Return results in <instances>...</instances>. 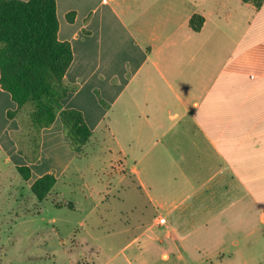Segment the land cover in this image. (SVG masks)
Instances as JSON below:
<instances>
[{"label": "crops", "instance_id": "1", "mask_svg": "<svg viewBox=\"0 0 264 264\" xmlns=\"http://www.w3.org/2000/svg\"><path fill=\"white\" fill-rule=\"evenodd\" d=\"M55 1L58 38L73 50L64 77L73 90L61 111L79 110L93 133L76 151L60 111L31 161L13 135L20 122L8 116L17 104L0 85V153L24 182L0 181V237L50 235L64 255L72 238L88 257L103 251L99 241L134 232L98 264L121 253L124 264L147 256L161 264H264V3ZM115 160L125 173L108 172ZM47 174L57 182L39 200L32 185ZM127 177L151 217L134 227L131 203L120 209V228L110 215L126 202ZM53 199L61 205L49 208ZM65 211L78 217H60Z\"/></svg>", "mask_w": 264, "mask_h": 264}, {"label": "trees", "instance_id": "2", "mask_svg": "<svg viewBox=\"0 0 264 264\" xmlns=\"http://www.w3.org/2000/svg\"><path fill=\"white\" fill-rule=\"evenodd\" d=\"M259 7L264 0H244ZM69 18L70 15L68 16ZM197 16L190 24L199 29ZM59 23L55 0H0V85L17 104L9 118H18L22 129L13 133L21 151L34 161L40 132L50 126L62 109L63 99L73 90L64 77L73 60L70 42L58 38ZM60 116L76 151L92 136L82 113L64 109ZM24 179L30 168L19 167ZM57 182L53 174L39 178L32 190L44 200Z\"/></svg>", "mask_w": 264, "mask_h": 264}, {"label": "rangeland", "instance_id": "3", "mask_svg": "<svg viewBox=\"0 0 264 264\" xmlns=\"http://www.w3.org/2000/svg\"><path fill=\"white\" fill-rule=\"evenodd\" d=\"M1 104H2V100H0V105ZM16 119L19 120L18 118ZM2 127L3 125L0 122V137L2 136L3 133ZM82 147L83 146H81V148ZM109 163L107 167L109 166ZM108 170H109L108 172L110 173H113L115 171L120 173H125V170L122 167L119 160H115L112 163V168L110 169L108 167ZM14 174L15 173L13 170V166L9 163H6L4 161V156L2 155V153H0V178H2V180L0 181L4 185H10V184L11 185L19 184L18 186L24 185V182L22 181L23 179L22 178L18 179ZM136 184H137L136 180L132 177L130 178L127 177L121 182V186L127 187L124 191V197L126 198V202L123 203L122 201L114 205L116 209L110 215L111 219H113L120 228H122L121 223L123 222V218L121 216H125V214L123 215L122 213H120L121 211L120 209H124V207L127 208V206H129L131 203L135 204L136 207L135 210H133V214L131 215L132 222L135 223V225L133 224L134 227L138 225L140 218L145 219L146 217L147 218L151 217L150 216L151 209L147 208V204H145V198L141 197L136 191L134 186ZM48 194L46 198L48 197ZM5 197H7V195H5ZM107 199L108 198H106V200ZM8 200L11 201L10 199H4V207L9 206V204L7 203ZM58 205H61L60 202L57 199H53L51 202V206L49 205V208L52 207L54 208L55 206ZM37 210L40 211V209ZM53 210L54 209L49 211L51 212ZM64 214H67L68 216H72V217H78L76 216V214H73L72 212L69 211L62 212V215H60V217H65L63 216ZM142 215L144 216L142 217ZM4 220H6V218H4ZM63 224L65 229L69 228V224L67 222H63ZM4 225L2 227L4 228L8 227L6 226V224ZM28 226H29L28 224L20 225V228L24 229L25 227ZM134 235H135L134 232L122 233V234L120 233L117 236L109 238L110 240L99 241V244L100 245L103 244L104 246L103 247L104 253L103 251H101L98 255L92 254L87 257V256H82V254L78 253V251L81 250V246L79 245V241H76L72 238L63 242L65 248L70 249V252L65 253L66 255H64V253H60V250L64 248L63 246H61L62 242L53 240L50 235L38 236V235H33L30 232H23L20 235V238L14 239L11 238L9 235L3 234L0 237V264H60L63 262H66L68 264H95V263L98 264L99 261H102L104 259L105 253L110 252V250H113L111 251L112 255H115V253L121 251V249L130 241L129 239ZM128 236L130 237L128 238ZM136 247L137 245L134 244L131 250L132 251L135 250ZM124 256L125 255L123 253H121V255H118V257H116L118 261H115L113 264H124L123 261V259L125 258ZM131 259L135 264H161L159 261H156L155 256H147V258L141 263H138L136 261L137 257Z\"/></svg>", "mask_w": 264, "mask_h": 264}, {"label": "built area", "instance_id": "4", "mask_svg": "<svg viewBox=\"0 0 264 264\" xmlns=\"http://www.w3.org/2000/svg\"><path fill=\"white\" fill-rule=\"evenodd\" d=\"M158 221H159V223H164V222L166 221V219H165L164 217H160V218L158 219Z\"/></svg>", "mask_w": 264, "mask_h": 264}]
</instances>
